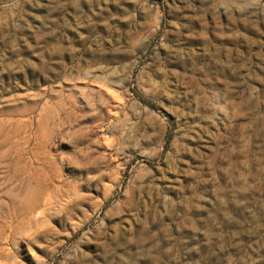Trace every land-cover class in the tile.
I'll list each match as a JSON object with an SVG mask.
<instances>
[{
  "label": "rangeland",
  "instance_id": "rangeland-1",
  "mask_svg": "<svg viewBox=\"0 0 264 264\" xmlns=\"http://www.w3.org/2000/svg\"><path fill=\"white\" fill-rule=\"evenodd\" d=\"M0 264H264V0H0Z\"/></svg>",
  "mask_w": 264,
  "mask_h": 264
}]
</instances>
